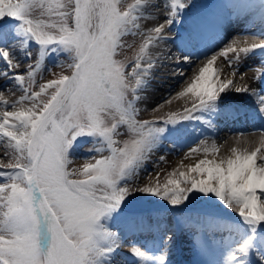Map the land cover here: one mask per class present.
Segmentation results:
<instances>
[{
    "label": "snow or ice",
    "instance_id": "6c2138e0",
    "mask_svg": "<svg viewBox=\"0 0 264 264\" xmlns=\"http://www.w3.org/2000/svg\"><path fill=\"white\" fill-rule=\"evenodd\" d=\"M189 4L190 0L166 3L164 23L148 30L151 34H145L140 55L117 60L122 37L139 34L141 0H0V20L18 21L25 57H32L29 43L38 46L35 64L27 65L25 75L18 71L15 52L0 47L6 69L0 72V80L15 82L23 92L11 107L30 103V107L5 108L0 113V137L6 138L4 155L9 157L7 164L0 161V264H113L120 239L114 224L161 227L150 220H160L162 210L126 211L133 193L155 197L166 202L168 209L179 211L175 221L184 230L196 233L203 225L226 230L232 243L224 264H249L251 257L254 264H264V140L260 147L242 151L233 147L226 158H205L189 167L190 173L203 178L179 172V178L168 174L161 184L157 173L147 184L136 186L140 168L169 125L174 128L185 120L211 125L204 114L215 111L222 94L258 95L248 84L238 86L234 79H221L214 66L223 57L235 75L234 65L264 49V43L237 48L233 41L211 56L176 94H190V107L171 114L163 126L136 119L135 103L154 67L151 59H143L144 53L150 44L167 40V30ZM133 28L137 31L132 32ZM50 53L67 54L68 61L57 66L70 69L71 74L34 91L37 70ZM178 74L184 76L183 71ZM258 105L264 116V95L259 96ZM177 115L178 120L173 118ZM125 133L127 139H114ZM82 137L92 139L90 152L95 155L86 157L80 168H70ZM105 151L109 154L104 155ZM216 151L215 145L204 148L205 154ZM224 210L235 213V223L221 222L228 215ZM165 236L162 248L155 252L134 244L130 255L136 258L135 264H168L172 236Z\"/></svg>",
    "mask_w": 264,
    "mask_h": 264
},
{
    "label": "bare ground",
    "instance_id": "6f19581e",
    "mask_svg": "<svg viewBox=\"0 0 264 264\" xmlns=\"http://www.w3.org/2000/svg\"><path fill=\"white\" fill-rule=\"evenodd\" d=\"M166 1L141 0L143 18L139 21V34L136 35L141 41L136 56L140 55V46L144 43L145 34H151L148 30L164 23ZM262 3L260 4L258 0H214L211 8L203 11L202 16L194 15L193 20L188 19L185 24H177L178 20L174 22L166 32L167 40L159 44H150L144 53L143 59H151L154 62V67L149 76L145 77L146 84L139 93L141 99L136 102L137 106L147 114L149 113L148 116H152L176 105L190 104V94L184 97H177L176 94L181 92L199 74V69L207 63L211 56L233 41H236L233 46L237 48L264 43V0ZM12 23L0 25V47H7L15 52L16 59L20 61L18 71L23 75L28 65L24 60L30 61V59L24 55L18 31L10 30ZM32 45H28V51L32 49ZM263 51L260 52L257 49L254 55L242 59L238 65H234L235 75H233V68L228 67L224 58L218 57L214 66L219 69L218 74L221 79H234L238 86L248 84L256 90L258 95L235 92L222 94L216 102L215 111L204 114L210 120L211 125L198 121L196 125L198 129L192 131L188 137L178 139V141L172 139L166 144V147L164 144H160L159 147L164 153L159 150L158 153H163V157H165V161L169 162L171 169L179 168V172H185L190 176L193 173L188 171L189 167L195 166L201 159L219 161L222 157L226 158L231 155L230 150L233 147L241 151L260 147L261 140H264V135H262L264 116H261L258 111L259 96L264 95ZM184 56L189 57L188 62L184 61ZM5 70L3 61H0V72ZM181 71L184 72V76L178 74ZM0 84H4V81L0 80ZM21 95L23 92L16 86L15 82L0 87V97L3 98L0 99V113L5 108L8 111H13L30 107V103L27 101L16 104L15 109L11 107ZM4 100L9 102L7 106L3 103ZM5 140L6 138L0 137V161L3 163L6 157L3 147ZM213 145L217 151L205 154L204 148H212ZM192 149H199V151L193 152ZM261 150L264 151V149ZM174 153L177 154L176 158L171 156ZM77 154L80 153H72L71 159L76 158ZM189 156L191 157L189 158ZM202 156L203 158H201ZM160 157L156 162H149L147 167H152V169L158 167L159 162L162 163L163 161ZM75 164L77 166L76 161L73 160L71 165ZM148 173L145 168L141 167L137 182L154 175ZM222 223L228 224L224 221ZM159 224L161 225L159 230L155 227L139 228L138 224H130L127 227L121 226L119 223L114 224L113 230L118 231L120 239L118 250L113 257V264H135L136 258L130 255L131 247L135 244L142 250L146 248L155 252L158 247L162 248L161 237L166 238L165 234L172 236L168 264H224L227 250L222 253L211 251V249H206L203 246L200 257L192 258L186 243L200 241V243L205 244V242L215 241L228 246L229 242L232 243V239L227 237L229 233L226 230L203 225L206 232L215 229L217 235L210 240L205 237L204 231L201 233L202 227L200 228V235L198 230L196 233L184 230L178 227L176 222L166 227L163 223ZM143 232H148L151 239L141 243L139 235ZM128 235L133 236V239L128 238ZM254 260L255 258L251 257L249 264H254Z\"/></svg>",
    "mask_w": 264,
    "mask_h": 264
},
{
    "label": "rangeland",
    "instance_id": "374dc122",
    "mask_svg": "<svg viewBox=\"0 0 264 264\" xmlns=\"http://www.w3.org/2000/svg\"><path fill=\"white\" fill-rule=\"evenodd\" d=\"M126 1H128L127 3H130V2H132V0H126ZM170 2V0H168V3ZM15 27V26H14ZM15 30H17V25H16V27H15ZM133 38V39H132ZM138 39H139V37H137ZM137 39V40H138ZM138 41H141V40H138ZM136 43H138L137 41H136V38L134 37V36H130V35H125L124 37H122V47L119 49V55L118 56H116L115 58L117 59V60H127L128 58H130V57H134L135 56V54H137L138 52H139V46H137V45H135ZM34 50H36L37 48H33ZM256 53V51L254 52V53H252V54H250L249 55V57H251L252 55H254ZM263 53H264V51H263ZM241 55H243V54H241ZM249 57H247V58H249ZM68 59V57H67V55L65 56V57H63L62 59H61V61H60V63H62V62H65L66 60ZM59 63V64H60ZM71 70L70 69H67L66 67H60V68H58V67H55V68H52V70L47 74V76L45 77L44 76V78H52V76L54 77V78H56L57 76H60V75H67L69 72H70ZM47 73V71L46 72H44V75ZM35 87H37V85H34ZM49 91H52V90H49ZM186 106H188V104L187 105H185V106H183V105H176V106H174V107H171V108H169L168 110H165V111H161V112H158V113H156V115H152V116H148L149 115V113L147 114L146 112H144L143 110H142V108H137L136 106V109L138 110L137 112H139V113H137L138 115H140L139 117H143V118H146V117H148V119H147V121H157V123H158V125L159 126H163V120H166V119H168L169 118V116L171 115V114H173V113H180L179 112V110L180 109H183L184 110V108L186 107ZM147 114V115H146ZM145 116V117H144ZM142 118V119H143ZM174 119H179V116L177 115V116H174L173 117ZM197 125V124H196ZM175 127H176V125H175ZM175 127L173 128L171 125H169V128H168V130L165 132V134H164V138H166V137H168V136H171V135H173L174 133H176V129H175ZM121 129H123V128H121ZM124 130V129H123ZM126 138H128V135L125 133L124 135H120L119 137H118V141H123V140H125ZM150 154V153H149ZM104 155H108V153L106 154L105 152H104ZM176 153H174V154H172L171 156H173V158L175 157L176 158ZM191 156H189V158H190ZM189 158H187V159H189ZM201 158H203V156L201 157ZM5 161H4V163L5 164H7L8 163V161H9V157H5V159H4ZM150 161H152V162H154L155 160L153 159V160H150ZM150 161H145L144 163H143V167L142 168H145V171H147V172H149L148 174H150V175H153V176H149V177H145L143 180H139L138 182L136 181V186H143V185H145V184H147L148 183V181L152 178V177H155L156 176V174L157 173H160V177H159V179H160V183L161 184H163L164 182H165V178L168 176V174H172V176H171V178H179V168L178 169H171L170 167H169V162H167V161H165V159L162 161V163L161 162H159V166L158 167H154V169H152V167H146L145 165L146 164H148ZM92 162H94V161H92ZM180 163H182V162H180ZM81 165V164H80ZM80 165H78V163H77V166H76V164L75 165H72V166H69L70 168H80L81 166ZM177 170V171H176ZM176 171V172H175ZM180 172H182V171H180ZM190 177H194V178H197V179H200V178H203V177H200V176H198L196 173H193V174H190ZM74 178H79V177H74ZM147 178H148V180H147ZM142 182V183H141ZM183 186V185H182ZM136 194H140V193H136ZM134 199H136V198H131V200L133 201V202H135L134 201ZM145 200H147V202H150V201H156L157 199L155 198V197H145L144 198ZM142 201V198L140 199V200H136V202H138V203H140ZM157 201H159V200H157ZM166 204V203H165ZM224 211H228V214H230L231 213V215H230V217L233 219V221L236 219L235 218V213L234 212H232L231 210H224ZM167 214H169V216L170 217H172V215L173 214H171L169 211H167ZM262 238H264V237H262Z\"/></svg>",
    "mask_w": 264,
    "mask_h": 264
}]
</instances>
